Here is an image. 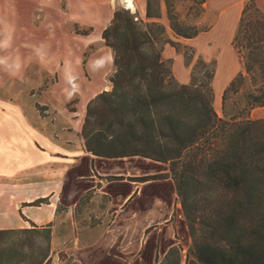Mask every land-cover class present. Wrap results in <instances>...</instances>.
I'll return each mask as SVG.
<instances>
[{
	"label": "crops",
	"instance_id": "crops-1",
	"mask_svg": "<svg viewBox=\"0 0 264 264\" xmlns=\"http://www.w3.org/2000/svg\"><path fill=\"white\" fill-rule=\"evenodd\" d=\"M247 1L205 2L208 15L215 17L208 39L216 45L228 41L236 56L222 55L218 63L201 58L216 63V103L242 69L232 41ZM255 1L264 12V0ZM63 2L75 22L99 35L116 11L111 0H0V18L15 25L11 45L0 49V56H11L9 64L16 56L21 62L19 71L0 65V230L53 224L51 264H156L171 247L189 242L188 227L171 178L135 179L168 174L169 165L140 156H95L86 150L82 136L89 103L112 89L113 50L101 38L103 43L86 63L78 65L68 54L70 64L57 69L46 64L50 57L39 55L35 61L44 67L31 71L30 46L38 39L31 32L34 11L59 14ZM132 2L133 12L144 19L147 0ZM163 58L173 66L180 84L190 83L184 57L176 48L166 47ZM46 78L40 111L35 103L24 101V94L32 83L40 85ZM73 96L77 101L69 103ZM87 195H92L88 205L95 220L90 216L79 221L78 209ZM41 199L45 202L33 205ZM65 222L68 229L60 232Z\"/></svg>",
	"mask_w": 264,
	"mask_h": 264
},
{
	"label": "trees",
	"instance_id": "trees-1",
	"mask_svg": "<svg viewBox=\"0 0 264 264\" xmlns=\"http://www.w3.org/2000/svg\"><path fill=\"white\" fill-rule=\"evenodd\" d=\"M165 4L177 38L199 35L177 20L169 0ZM161 19V8L154 11L147 0L146 21L118 9L103 31L115 72L112 90L88 105L86 150L169 165L168 174L135 180L174 181L191 240L185 264H264V119L250 118L264 108V12L255 0L243 8L232 41L242 69L224 90L223 102L247 82L250 89L243 108L225 118L214 107L216 63L200 59L189 84L175 81L163 58L164 46L175 43L161 42ZM52 238L53 224L0 230V264H51ZM182 251L175 245L156 264H182Z\"/></svg>",
	"mask_w": 264,
	"mask_h": 264
},
{
	"label": "rangeland",
	"instance_id": "rangeland-1",
	"mask_svg": "<svg viewBox=\"0 0 264 264\" xmlns=\"http://www.w3.org/2000/svg\"><path fill=\"white\" fill-rule=\"evenodd\" d=\"M169 1L173 4L176 18L181 24L186 25L187 27H196L199 30V35L197 37L192 39L181 38L182 39L181 42L178 41V39L180 38H177L174 35V33L171 31L169 22L167 20L165 0H151L154 11L158 12L160 8L162 11V19L159 20V23L162 24V26L164 27L165 33L161 38V42L164 43L165 41H172L175 43L174 46H171V44L169 43L166 44L164 46V49L166 47H172V48L174 47V49L176 48L177 53H180L184 57L185 60L184 66L186 68L185 70H187V73L189 75H191L196 62L201 58L206 59L208 61L209 60L215 61L218 63L222 55L228 58H232L233 56L236 57L228 41L216 45L214 44V40L208 39L210 38V34H209L210 25L214 22L215 17L208 15L205 6L206 0H169ZM123 3H125V0H111L112 10H113V5H115L116 10L125 9L128 10L131 14H135L138 18H140L138 15V11H135L134 13L132 9L127 7L126 3L125 4ZM39 14L40 13L37 8V10L34 11V15H33V20L34 21L36 20V24L34 29L31 30V32H32V37L35 36L38 39H34L35 42L37 41V43H33L30 46L31 48L30 56L32 57V61L30 63L31 71L37 72L44 67L43 66L39 68L41 62L39 63L38 61H35L39 55L42 56L43 58L45 56L46 59L50 57V60L52 61L46 62V64L48 66H51L52 64L57 69H65L66 66L70 64V61L67 60L68 54L72 55V59L74 62L76 61L78 65H81V61H84L86 63L90 58H92V55L98 51V46L100 45V43H103V41L99 40L102 38V35H99L97 31H92L91 29L81 26L80 24L74 21L75 19L73 17L74 15L72 16L71 12L67 10V6L65 2H63L62 4V10L59 14H54L50 12L46 14L44 13L43 15H39ZM39 16H41V19H39ZM142 20L146 21V17ZM92 41L94 43L90 44ZM162 43L159 46H161ZM25 53H27V50H25ZM51 57L55 58L54 62H53V58ZM167 67L170 68L175 81L178 82V80L174 75L173 66L168 64ZM218 69L219 68L217 67V75H218ZM237 73L233 76V78L237 75ZM35 79L36 78L32 80L35 81ZM171 80L172 79L169 80L171 83L175 82ZM26 81L28 80L26 79ZM47 85H48L47 78L44 81V83L40 85L39 83L36 82L35 84L32 83L30 92L28 93L29 95L27 94V92L24 94L25 97L24 101H28L31 104L35 103L36 108L40 111H43L44 106H40L38 103L45 95L44 92H46ZM213 87H214V81H213ZM247 89H250L249 82L246 83V86L242 88L240 93L231 94L230 97L225 101V103L223 102L222 99L223 94L220 103H216L214 96V107L218 115L222 118L230 117L231 115L235 114L240 109H242L244 106L243 94L244 91ZM76 99H77L76 96H73V98L68 102L75 103L77 101ZM254 110L255 111H252L253 116L250 114V118L252 120L264 119V109L256 108ZM91 196L92 195L85 196L78 209L79 221L86 222L88 217L90 216L93 218L92 221L95 220V214L90 212L93 207L88 205ZM97 216L102 217L100 214H98ZM68 225L69 224L67 222L63 223L62 226L59 227V231L60 232L64 230L66 231L68 229ZM190 244H191V240H189L188 243L182 242L178 244L183 250L181 255L182 264H185L186 262V256ZM157 258L161 260L164 257L160 258L158 256Z\"/></svg>",
	"mask_w": 264,
	"mask_h": 264
},
{
	"label": "clouds",
	"instance_id": "clouds-1",
	"mask_svg": "<svg viewBox=\"0 0 264 264\" xmlns=\"http://www.w3.org/2000/svg\"><path fill=\"white\" fill-rule=\"evenodd\" d=\"M15 32V25L11 22L0 18V49H7L11 45V40ZM12 57L0 56V65H6L10 71H19L21 62L18 56L15 57L12 63L9 64V59ZM111 59V57H109Z\"/></svg>",
	"mask_w": 264,
	"mask_h": 264
},
{
	"label": "bare ground",
	"instance_id": "bare-ground-1",
	"mask_svg": "<svg viewBox=\"0 0 264 264\" xmlns=\"http://www.w3.org/2000/svg\"><path fill=\"white\" fill-rule=\"evenodd\" d=\"M126 3H127V7H129L130 9H133V2L132 0H126Z\"/></svg>",
	"mask_w": 264,
	"mask_h": 264
}]
</instances>
